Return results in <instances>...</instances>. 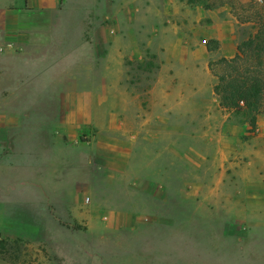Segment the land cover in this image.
I'll use <instances>...</instances> for the list:
<instances>
[{
	"label": "rangeland",
	"instance_id": "374dc122",
	"mask_svg": "<svg viewBox=\"0 0 264 264\" xmlns=\"http://www.w3.org/2000/svg\"><path fill=\"white\" fill-rule=\"evenodd\" d=\"M263 28L264 0H0V119L26 138L73 111L75 151H41L65 168L32 182L74 207L0 237V264H264V111L250 130L209 69Z\"/></svg>",
	"mask_w": 264,
	"mask_h": 264
},
{
	"label": "crops",
	"instance_id": "0c3cea01",
	"mask_svg": "<svg viewBox=\"0 0 264 264\" xmlns=\"http://www.w3.org/2000/svg\"><path fill=\"white\" fill-rule=\"evenodd\" d=\"M2 93L7 94V92ZM69 107L71 110L73 109L72 105ZM60 114H56L55 117L48 114V117L46 116L45 119L41 120L38 118L31 126H36L35 124L40 125V131L37 132L39 134L34 131L35 129L31 128V131L26 134L28 135L26 138L21 137V134L24 133L22 130L28 129V127H25V125L29 126L28 123L20 121L18 116L10 118L9 121H6L4 117L0 119V237H18L21 236V233L27 232L39 233L40 236L50 222L58 225L59 219L54 216L55 214H62L68 209H72L75 205L72 204L73 206L64 208L63 211V204L58 200L60 196H55L54 193L48 190L50 195L47 197V202L49 203L48 208H51V210L46 211V204L42 203L41 190L35 189V186L32 184L34 178L39 183L51 179V175L53 174L51 172L55 169L54 166H57L56 168L59 166L62 169L65 168L63 162L61 163L55 158L53 163L50 164L52 169L51 167L49 168V164L48 168L44 167L47 165L44 163H42V170L39 169L40 160L38 158L41 151L44 149L48 150L50 147L57 151L58 149H63L75 152L73 150V139H70L71 137L73 138L74 113L67 110L65 114ZM64 138L67 141H63ZM24 153H29L27 154L30 156L29 160L22 158ZM63 159L62 157L61 160ZM66 166L68 167V164ZM163 172L164 170L161 173ZM129 201L130 203L126 200H119L116 203L119 206L144 205L132 199H129ZM55 207L59 208V212L55 211ZM120 211L124 213V216L129 215L131 224L125 226V228L129 227L131 233L139 235L140 230L147 229L146 235L144 234L145 236L149 232L150 234H154V230L150 229V227L148 228L147 223L142 221L143 214H138V212L136 214L134 212L125 213L124 210ZM95 214H97L96 211ZM105 214L106 211L104 210L102 214H98V217L105 218ZM46 217H49V219ZM102 224L97 229V237H104L108 234L105 223L103 222ZM7 231L15 234L8 236ZM161 246L163 250L164 243ZM160 250L157 252L159 253ZM160 252L162 254L161 258H157L156 260L152 258L153 251H151V254L147 253L150 257L146 258L144 264H163L164 251Z\"/></svg>",
	"mask_w": 264,
	"mask_h": 264
},
{
	"label": "trees",
	"instance_id": "16d2710c",
	"mask_svg": "<svg viewBox=\"0 0 264 264\" xmlns=\"http://www.w3.org/2000/svg\"><path fill=\"white\" fill-rule=\"evenodd\" d=\"M186 1L196 3V0ZM219 66L223 73L215 71ZM209 69L217 79L213 91L219 105L240 115L241 123L256 130L257 116L264 111V28L242 42L234 57L211 62Z\"/></svg>",
	"mask_w": 264,
	"mask_h": 264
}]
</instances>
